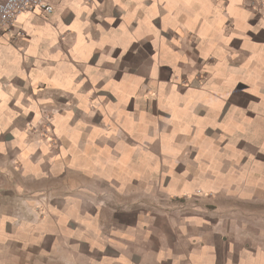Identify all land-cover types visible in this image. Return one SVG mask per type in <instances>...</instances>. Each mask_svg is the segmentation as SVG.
<instances>
[{
    "label": "crops",
    "instance_id": "obj_1",
    "mask_svg": "<svg viewBox=\"0 0 264 264\" xmlns=\"http://www.w3.org/2000/svg\"><path fill=\"white\" fill-rule=\"evenodd\" d=\"M0 27V264H264V0H45Z\"/></svg>",
    "mask_w": 264,
    "mask_h": 264
},
{
    "label": "built area",
    "instance_id": "obj_2",
    "mask_svg": "<svg viewBox=\"0 0 264 264\" xmlns=\"http://www.w3.org/2000/svg\"><path fill=\"white\" fill-rule=\"evenodd\" d=\"M33 11L50 14L52 6L45 0H0V27L12 26L20 13Z\"/></svg>",
    "mask_w": 264,
    "mask_h": 264
}]
</instances>
